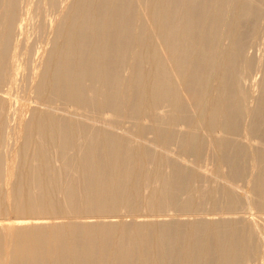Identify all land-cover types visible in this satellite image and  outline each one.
<instances>
[{
	"label": "bare ground",
	"instance_id": "1",
	"mask_svg": "<svg viewBox=\"0 0 264 264\" xmlns=\"http://www.w3.org/2000/svg\"><path fill=\"white\" fill-rule=\"evenodd\" d=\"M252 210L264 0H0V264H253Z\"/></svg>",
	"mask_w": 264,
	"mask_h": 264
},
{
	"label": "rangeland",
	"instance_id": "2",
	"mask_svg": "<svg viewBox=\"0 0 264 264\" xmlns=\"http://www.w3.org/2000/svg\"><path fill=\"white\" fill-rule=\"evenodd\" d=\"M31 3L34 5L36 3V0H30ZM32 28L30 25H28L25 29V34L29 35V36H32ZM39 39L38 38H35L34 39V48L35 50L37 49V46H39ZM253 49V50H252ZM249 50L250 53L254 54L253 52H255V54H259L260 53V50L256 49L254 50V48H252ZM253 77V78H252ZM252 77H251V80L252 81H255L256 79H258L259 77V74L257 72H254L252 74ZM249 83V81H248ZM247 83V84H248ZM150 136V135H149ZM12 148V146L9 145V147L7 148L9 151H11L10 149ZM208 169H210V166H207ZM4 175H3V179H2V183H4L5 179H4ZM246 187H244L245 189ZM254 211V212H253ZM251 212H253V215L249 214V213H238V214H228V215H225V216H229L231 218H238L240 216L242 217H245V219H256L258 225H259V228L260 229H263L262 231L263 232H260V234H258V240H259V244H260V251L262 250V254L257 258V260L255 262H253V264H264V212H256L255 210H252ZM15 215H13L11 212H8L7 214L5 215H0V222L1 221H6L8 219H12L14 218ZM212 217V216H211ZM216 216H214L213 218H215ZM52 222V221H51ZM0 242H2L3 245L5 246H8L10 244V239L9 237L3 233L2 231H0ZM252 264V263H251Z\"/></svg>",
	"mask_w": 264,
	"mask_h": 264
}]
</instances>
